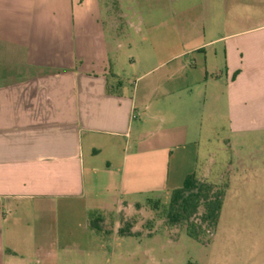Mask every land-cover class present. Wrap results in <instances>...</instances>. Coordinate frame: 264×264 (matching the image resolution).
<instances>
[{"label": "crops", "instance_id": "crops-1", "mask_svg": "<svg viewBox=\"0 0 264 264\" xmlns=\"http://www.w3.org/2000/svg\"><path fill=\"white\" fill-rule=\"evenodd\" d=\"M255 20L224 35L185 32L197 42L181 53L196 54L195 62L165 64L134 91L118 79L115 89L99 64L89 72L60 66L71 62L58 46L41 49L33 65H4L26 72L0 89V264H70L75 242L65 227L60 232L59 214L79 210L90 236L91 215L102 225L111 220L118 233L120 215L169 189L172 158L197 144L205 116L222 112L232 126L239 123L235 132L254 129L247 120L264 119V15Z\"/></svg>", "mask_w": 264, "mask_h": 264}, {"label": "rangeland", "instance_id": "rangeland-1", "mask_svg": "<svg viewBox=\"0 0 264 264\" xmlns=\"http://www.w3.org/2000/svg\"><path fill=\"white\" fill-rule=\"evenodd\" d=\"M254 1L260 5L261 0H0V89L26 72L4 65H33L41 49L62 48L71 64L60 61V66L89 72L99 64L115 89L118 79L134 91L164 72L165 64L195 62L196 54L181 53L197 42L185 32L224 35L255 24L264 5ZM218 46L217 62L223 66V44ZM212 57L207 52L208 61ZM164 61L161 70L139 78ZM200 120L197 144L184 145L172 158L169 189L149 195L159 204L145 198L135 214L120 215L121 227L131 224L135 235L113 233L109 220L105 231L90 236L79 210L70 217L59 214L60 232L65 227L71 233L67 240L75 242L70 264H264V119H248L254 129L247 132H235L239 123L232 126L222 112ZM187 172L225 191L217 229L205 225L200 240L166 215L171 186L183 185ZM202 212L201 207L195 218Z\"/></svg>", "mask_w": 264, "mask_h": 264}, {"label": "trees", "instance_id": "trees-1", "mask_svg": "<svg viewBox=\"0 0 264 264\" xmlns=\"http://www.w3.org/2000/svg\"><path fill=\"white\" fill-rule=\"evenodd\" d=\"M225 199V191L219 189L215 184L202 181L196 173L189 174L181 187L175 188L171 193L170 201L166 208V215L173 224L183 223L186 225L188 234L200 240L201 232L205 231L206 226L217 229ZM155 205L159 200L149 198ZM203 212L196 217L200 208ZM103 219L100 216L91 215L90 226L95 231L103 232L104 226L101 224ZM119 234L135 235L132 225L127 224V228L121 227Z\"/></svg>", "mask_w": 264, "mask_h": 264}]
</instances>
